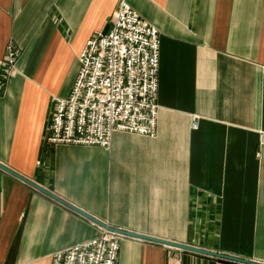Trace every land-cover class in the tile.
Wrapping results in <instances>:
<instances>
[{
	"label": "crops",
	"instance_id": "obj_1",
	"mask_svg": "<svg viewBox=\"0 0 264 264\" xmlns=\"http://www.w3.org/2000/svg\"><path fill=\"white\" fill-rule=\"evenodd\" d=\"M127 1L160 31L156 136L46 141L119 0H0V161L112 226L264 262V0ZM101 231L0 168V264H51ZM118 264L244 263L125 236Z\"/></svg>",
	"mask_w": 264,
	"mask_h": 264
},
{
	"label": "built area",
	"instance_id": "obj_2",
	"mask_svg": "<svg viewBox=\"0 0 264 264\" xmlns=\"http://www.w3.org/2000/svg\"><path fill=\"white\" fill-rule=\"evenodd\" d=\"M160 52L159 29L127 0H119L108 27L86 41L70 94L53 96L46 141L110 149L116 131L156 136ZM18 57L10 43L3 77L13 71ZM192 127H199L197 116ZM123 237L102 228L98 236L56 251L51 264H118Z\"/></svg>",
	"mask_w": 264,
	"mask_h": 264
},
{
	"label": "water",
	"instance_id": "obj_3",
	"mask_svg": "<svg viewBox=\"0 0 264 264\" xmlns=\"http://www.w3.org/2000/svg\"><path fill=\"white\" fill-rule=\"evenodd\" d=\"M0 168L7 171L8 173L14 175L15 177L19 178L20 180L26 182L27 184L31 185L32 187L38 189L39 191L49 195L50 197L54 198L55 200L66 205L67 207L73 209L74 211L78 212L79 214L83 215L84 217L88 218L89 220L93 221L94 223L98 224L99 226H101L102 228H105L107 230L114 231L116 233H119V234L125 235V236L145 239V240L153 241L156 243L174 246V247H178L181 249H186V250L198 252L201 254L215 256V257H219V258H223V259H227V260H231V261H235V262H240V263H244V264H264V262H261V261H254V260L242 258V257L235 256V255H230L227 253H222L219 251L203 248V247L192 245V244L180 243V242H176V241H172V240H168V239H164V238H160V237H155L152 235H147L144 233H139L136 231H131V230L123 229L120 227L112 226V225L108 224L107 222H105V221L95 217L94 215L90 214L89 212L85 211L81 207H79L73 203H70L69 201H67L63 197H61L58 194L51 191L49 188L43 186L42 184L38 183L37 181H35L31 178L23 175L22 173L14 170L13 168L9 167L8 165H6L5 163H3L1 161H0Z\"/></svg>",
	"mask_w": 264,
	"mask_h": 264
}]
</instances>
